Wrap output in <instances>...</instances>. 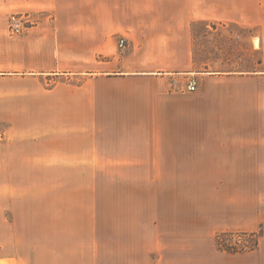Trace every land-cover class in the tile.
<instances>
[{
  "label": "crops",
  "instance_id": "1",
  "mask_svg": "<svg viewBox=\"0 0 264 264\" xmlns=\"http://www.w3.org/2000/svg\"><path fill=\"white\" fill-rule=\"evenodd\" d=\"M0 189L5 264H264V0H0Z\"/></svg>",
  "mask_w": 264,
  "mask_h": 264
},
{
  "label": "rangeland",
  "instance_id": "2",
  "mask_svg": "<svg viewBox=\"0 0 264 264\" xmlns=\"http://www.w3.org/2000/svg\"><path fill=\"white\" fill-rule=\"evenodd\" d=\"M31 16V15H30ZM29 14L28 13H11L6 22V28L7 32L10 35H19L26 29L28 23H29ZM17 21L21 27L19 32H15L13 29V22ZM121 39V38H120ZM119 42V40H118ZM126 45V40H125ZM119 48V46H118ZM120 49V48H119ZM122 50V49H120ZM196 87V84H195ZM187 89V86H186ZM189 91V90H188ZM194 91V90H193ZM22 191H29V189H21ZM235 190V189H234ZM1 191V189H0ZM234 194L239 195L240 189L233 191ZM258 197V195H257ZM256 191L254 189H248V199L249 202L246 203V207H248V214H249V225L247 227H243L242 229H234L232 231H225L221 234V241L224 243V245L234 246L237 250L236 251H228L221 248H218L219 250H223L230 253H236V252H246L254 250L258 247H254L251 249V247H241L242 245L249 246V244L253 241L252 236L244 234L245 232H251V231H260L264 235V204H261L259 207L256 205ZM264 197V192L260 194V199ZM264 201V198H263ZM4 204V205H3ZM6 203L0 201V215L2 214V207H5ZM11 205V203H10ZM9 205V207H10ZM18 208L21 209L23 212V209H26L27 205H23L21 203L17 204ZM235 206V205H233ZM21 212V213H22ZM246 210L242 208L241 210L232 209L228 211V215H232L234 217H240L245 215ZM7 214V213H6ZM13 216V217H12ZM12 217V218H11ZM18 227H22L21 224H18V221L15 219V215H13L11 209L9 208V218L8 223H6V226L1 225L0 222V249L1 247H9L12 250L10 253L12 255L15 254L17 247H24L26 243L32 242V234H29L27 231L23 230V234L21 237H18ZM3 229V230H2ZM44 233L39 232L38 236L35 235L34 240L40 244L42 247H48L49 243V236L46 233V235H43ZM217 246V245H216ZM261 253L260 255L264 257V240L261 238V247H259ZM1 255V252H0ZM1 259V258H0ZM15 259V257H14ZM10 260L9 264H14L15 260L12 258L8 259ZM249 264H257L255 261L256 259H249ZM238 260H233V264H235ZM247 262L248 261H244ZM0 264H5V262L0 261Z\"/></svg>",
  "mask_w": 264,
  "mask_h": 264
},
{
  "label": "trees",
  "instance_id": "3",
  "mask_svg": "<svg viewBox=\"0 0 264 264\" xmlns=\"http://www.w3.org/2000/svg\"><path fill=\"white\" fill-rule=\"evenodd\" d=\"M223 234V233H222ZM221 233L216 235L215 237V243L217 245L218 248L224 249V250H228V251H236L237 249L234 246H229V245H224V243H222L221 241ZM244 234L250 235L253 238V241L249 244V246L246 245H242L241 247H251V249H253L254 247L257 246V241H258V236L262 234V232H258V231H251V232H245Z\"/></svg>",
  "mask_w": 264,
  "mask_h": 264
},
{
  "label": "built area",
  "instance_id": "4",
  "mask_svg": "<svg viewBox=\"0 0 264 264\" xmlns=\"http://www.w3.org/2000/svg\"><path fill=\"white\" fill-rule=\"evenodd\" d=\"M13 29L15 30V32H19L21 27L19 25V23L17 21H14L13 22ZM118 46L120 49H124L125 47V39L124 38H121L119 39V42H118ZM196 87H195V82L194 81H189L188 84H187V90L189 91H193L195 90Z\"/></svg>",
  "mask_w": 264,
  "mask_h": 264
}]
</instances>
